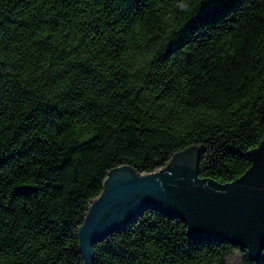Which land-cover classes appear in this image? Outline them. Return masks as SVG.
Returning <instances> with one entry per match:
<instances>
[{"label": "trees", "instance_id": "16d2710c", "mask_svg": "<svg viewBox=\"0 0 264 264\" xmlns=\"http://www.w3.org/2000/svg\"><path fill=\"white\" fill-rule=\"evenodd\" d=\"M263 140L264 0H0V264H83L77 230L115 168L196 147L225 184ZM93 253L264 264L153 210Z\"/></svg>", "mask_w": 264, "mask_h": 264}, {"label": "water", "instance_id": "95a60500", "mask_svg": "<svg viewBox=\"0 0 264 264\" xmlns=\"http://www.w3.org/2000/svg\"><path fill=\"white\" fill-rule=\"evenodd\" d=\"M247 156L249 168L225 184L199 177L196 147L175 153L152 174L137 175L130 166L111 170L77 230L83 264H95L96 244L150 210L181 220L190 239L236 246L258 262L264 250V140Z\"/></svg>", "mask_w": 264, "mask_h": 264}]
</instances>
